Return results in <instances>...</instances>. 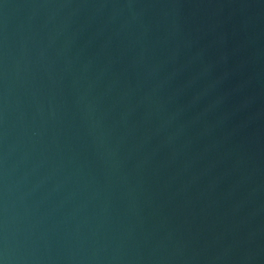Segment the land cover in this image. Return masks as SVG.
Here are the masks:
<instances>
[{"label":"water","instance_id":"water-1","mask_svg":"<svg viewBox=\"0 0 264 264\" xmlns=\"http://www.w3.org/2000/svg\"><path fill=\"white\" fill-rule=\"evenodd\" d=\"M0 264H264V0H0Z\"/></svg>","mask_w":264,"mask_h":264}]
</instances>
